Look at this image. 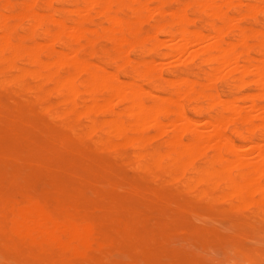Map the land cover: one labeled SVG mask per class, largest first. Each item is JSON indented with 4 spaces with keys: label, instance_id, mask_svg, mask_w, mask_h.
Segmentation results:
<instances>
[{
    "label": "bare ground",
    "instance_id": "bare-ground-1",
    "mask_svg": "<svg viewBox=\"0 0 264 264\" xmlns=\"http://www.w3.org/2000/svg\"><path fill=\"white\" fill-rule=\"evenodd\" d=\"M218 251L264 264V0H0V264Z\"/></svg>",
    "mask_w": 264,
    "mask_h": 264
},
{
    "label": "rangeland",
    "instance_id": "rangeland-1",
    "mask_svg": "<svg viewBox=\"0 0 264 264\" xmlns=\"http://www.w3.org/2000/svg\"><path fill=\"white\" fill-rule=\"evenodd\" d=\"M143 28L146 30L147 26H143ZM104 45H105V42L102 40L96 41V43H95V47L97 49L104 47ZM14 100H17V99L15 98ZM52 125L56 129V132L58 135L64 136V135H67L69 133V128L66 125H64L63 121H54ZM61 156L63 157L65 162H72L73 161V155L70 154L69 152L63 153V154H61ZM96 158L98 160L97 162L103 166H105V164H108V161H110L107 158V156L105 154H102V153L99 154V156H96ZM101 171H103V172L108 171V168L104 167L103 169H101ZM129 175H130V173H129ZM119 192L124 193L122 191H119ZM136 206L144 207L145 205L144 204H138ZM127 217H131V216H127ZM124 219L125 218L113 220V219H108V218H104V217L102 218L100 215L97 216V221L100 223V225H99L100 228L96 231V234L97 235L99 234L101 236H110V237L112 235H114L118 239L126 237L127 232L125 233L121 228V224H122V221ZM135 219L137 221V224H135V225H137V231H139V232L143 228H146L148 230H152L154 228L153 223L145 221L143 219V217H137ZM177 248H179L177 245H170V249H177ZM183 248L185 250H190V247H188V246H183ZM199 253H201V252H199ZM202 256L205 258V260H209L213 264H225V263H227L226 257L223 254V252H221V251H218V252L214 253L213 255L202 254ZM119 257H121V255ZM121 258L125 261L127 260V257H121ZM166 262H169V261H166ZM228 264H233V263L230 262Z\"/></svg>",
    "mask_w": 264,
    "mask_h": 264
}]
</instances>
